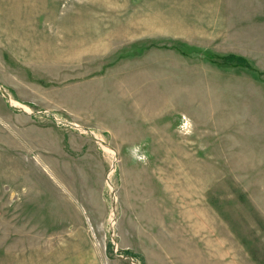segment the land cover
Returning <instances> with one entry per match:
<instances>
[{
  "label": "rangeland",
  "instance_id": "rangeland-1",
  "mask_svg": "<svg viewBox=\"0 0 264 264\" xmlns=\"http://www.w3.org/2000/svg\"><path fill=\"white\" fill-rule=\"evenodd\" d=\"M231 1L0 0V264H264V0Z\"/></svg>",
  "mask_w": 264,
  "mask_h": 264
},
{
  "label": "crops",
  "instance_id": "crops-1",
  "mask_svg": "<svg viewBox=\"0 0 264 264\" xmlns=\"http://www.w3.org/2000/svg\"><path fill=\"white\" fill-rule=\"evenodd\" d=\"M227 1H229V3H225V2H227ZM238 1H240L241 3H243V2H245L244 0H238ZM238 1H234L233 2V4L234 3H237ZM201 2H203V6L205 7H207L208 8V10L210 11L209 12V14H210V16H213L214 17V15H215V13H216V8H221V6L222 7H224V5L226 6V8L225 9H228V7H230V3H232V1L231 0H199V2L196 4H194V5H199ZM187 4H191V0H186V5ZM184 3H181V5L179 6V9H184L186 12H188V10H186L187 8L185 7L186 6ZM202 6V5H201ZM200 8V7H199ZM200 9H202V8H200ZM199 10V9H198ZM197 16V15H196ZM191 25H193V23H191V21L188 23V25H187V27H185L181 32H179V36H183L184 38H186L185 36H187L189 39H192V38H194V37H197L196 38V41L198 42V41H207V39H204L203 38V35H199V34H197V36H194V35H191V34H194L193 33V31H190V30H192L189 26H191ZM195 25H198V21L196 20V24ZM181 27V26H180ZM182 28V27H181ZM180 29V28H179ZM196 29V28H195ZM197 30V29H196ZM189 32L191 33V34H189ZM196 34V33H195Z\"/></svg>",
  "mask_w": 264,
  "mask_h": 264
},
{
  "label": "trees",
  "instance_id": "trees-1",
  "mask_svg": "<svg viewBox=\"0 0 264 264\" xmlns=\"http://www.w3.org/2000/svg\"><path fill=\"white\" fill-rule=\"evenodd\" d=\"M209 57L211 59L210 61H212L213 64H216L218 66H224L225 63H226L225 60H226L227 57H234L235 58V56H232V54H229V53H214L213 55H211ZM237 58L239 59L240 57H237ZM245 62H246V66L250 67V63L248 62L247 59L245 60Z\"/></svg>",
  "mask_w": 264,
  "mask_h": 264
}]
</instances>
